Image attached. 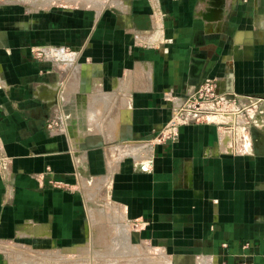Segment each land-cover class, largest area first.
Listing matches in <instances>:
<instances>
[{
    "label": "crops",
    "instance_id": "0c3cea01",
    "mask_svg": "<svg viewBox=\"0 0 264 264\" xmlns=\"http://www.w3.org/2000/svg\"><path fill=\"white\" fill-rule=\"evenodd\" d=\"M40 45L77 64L36 61ZM198 74L264 95V0H0V242L78 238L85 192L104 188L160 264H264V126L232 152L200 121L114 154ZM55 109L64 133L45 128Z\"/></svg>",
    "mask_w": 264,
    "mask_h": 264
},
{
    "label": "rangeland",
    "instance_id": "374dc122",
    "mask_svg": "<svg viewBox=\"0 0 264 264\" xmlns=\"http://www.w3.org/2000/svg\"><path fill=\"white\" fill-rule=\"evenodd\" d=\"M149 139L151 135L140 142H130V149L115 147L114 154H126L120 151L126 149L132 155H147L153 146L143 148V142ZM88 190L78 238L43 244L15 239L0 242V264H160L155 259V249L144 242L139 228L109 200L105 189Z\"/></svg>",
    "mask_w": 264,
    "mask_h": 264
},
{
    "label": "built area",
    "instance_id": "2783aa9c",
    "mask_svg": "<svg viewBox=\"0 0 264 264\" xmlns=\"http://www.w3.org/2000/svg\"><path fill=\"white\" fill-rule=\"evenodd\" d=\"M31 54L36 61L62 68L76 65L78 61L77 50L66 45L33 46ZM166 98L170 104V117L161 129L151 134V139L144 140L143 148L150 149L156 143L173 140L180 124L206 121L221 127L218 148L232 152L242 140L249 139L253 128L264 126L261 119L264 95L236 92L231 78L227 79L224 88L221 79L198 74L193 80L192 92L186 95L169 94ZM66 120L64 112L55 109L46 119L45 128L56 134L64 133L67 130ZM132 225L138 228L139 221H134Z\"/></svg>",
    "mask_w": 264,
    "mask_h": 264
},
{
    "label": "bare ground",
    "instance_id": "6f19581e",
    "mask_svg": "<svg viewBox=\"0 0 264 264\" xmlns=\"http://www.w3.org/2000/svg\"><path fill=\"white\" fill-rule=\"evenodd\" d=\"M130 153V152H129ZM4 247V246H3Z\"/></svg>",
    "mask_w": 264,
    "mask_h": 264
}]
</instances>
